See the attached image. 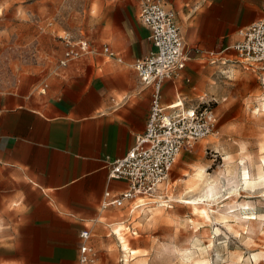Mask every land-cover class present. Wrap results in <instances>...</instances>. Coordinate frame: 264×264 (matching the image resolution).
<instances>
[{"label": "rangeland", "instance_id": "rangeland-1", "mask_svg": "<svg viewBox=\"0 0 264 264\" xmlns=\"http://www.w3.org/2000/svg\"><path fill=\"white\" fill-rule=\"evenodd\" d=\"M159 1L190 36L192 19L212 0ZM140 4L0 0V91L38 102L95 65L102 75L104 64L112 63L102 53L106 45L125 61L139 55L137 38L130 43L126 31L141 27ZM184 38L186 51L193 50L194 39ZM82 40L92 51L62 65L67 41ZM226 53L232 63L214 69L207 93L218 118L215 132L182 153L156 198L117 208L118 218L92 234L96 264H121L123 255L126 264H264V71L244 68L234 51ZM19 187L0 169V194ZM15 206L0 195V260L8 247L1 241L14 237L19 225ZM118 227L127 252L115 235Z\"/></svg>", "mask_w": 264, "mask_h": 264}, {"label": "crops", "instance_id": "crops-1", "mask_svg": "<svg viewBox=\"0 0 264 264\" xmlns=\"http://www.w3.org/2000/svg\"><path fill=\"white\" fill-rule=\"evenodd\" d=\"M261 20L264 0H212L192 19L190 36L177 20L183 38L195 44L188 45L186 68L164 83L163 104L192 107L207 96L214 69L232 63L226 52L239 31ZM140 25L126 31L130 43L137 38L139 55L125 61L110 47L121 61L103 55L112 63L102 75L95 65L38 102L0 91V169L20 186L0 194L5 205L16 204L11 211L19 218L16 235L1 241L8 246L2 264H80L81 232L95 234L120 215L117 207H102L106 192L119 196L129 188L109 178L108 161L126 156L145 132L152 103V88L142 86L134 69L153 51Z\"/></svg>", "mask_w": 264, "mask_h": 264}, {"label": "built area", "instance_id": "built-area-1", "mask_svg": "<svg viewBox=\"0 0 264 264\" xmlns=\"http://www.w3.org/2000/svg\"><path fill=\"white\" fill-rule=\"evenodd\" d=\"M139 20L150 32L153 51L134 64L142 86L152 88V103L146 130L137 136L136 142L126 156L108 161L109 178L129 183L121 195L105 193L104 209L122 208L127 202L138 198L154 199L162 186L169 181L182 153L197 142L213 134L218 118L207 96L199 98L192 107L183 101L164 105L163 85L176 78L187 65L184 38L177 23L176 14L159 0H143ZM239 40L230 48L238 63L244 68L264 71V20L241 29ZM62 65L90 53L91 45L85 41L73 44L67 41ZM102 53L109 58H121L104 46ZM137 232L133 231L136 235ZM80 264H96V253L91 245L92 234L86 229L81 232ZM124 252V251H123ZM126 264L125 255L120 259Z\"/></svg>", "mask_w": 264, "mask_h": 264}, {"label": "bare ground", "instance_id": "bare-ground-1", "mask_svg": "<svg viewBox=\"0 0 264 264\" xmlns=\"http://www.w3.org/2000/svg\"><path fill=\"white\" fill-rule=\"evenodd\" d=\"M250 220H252V219H250ZM122 230H123L122 227H118V229L115 230V234L117 236H119V238L122 240L124 249H129V247H128L126 241H125V239L122 237V234H121L122 233Z\"/></svg>", "mask_w": 264, "mask_h": 264}]
</instances>
